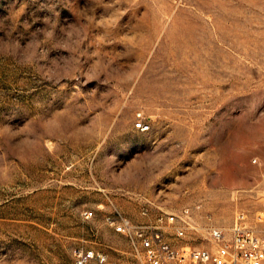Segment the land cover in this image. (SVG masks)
<instances>
[{
    "label": "rangeland",
    "instance_id": "obj_1",
    "mask_svg": "<svg viewBox=\"0 0 264 264\" xmlns=\"http://www.w3.org/2000/svg\"><path fill=\"white\" fill-rule=\"evenodd\" d=\"M263 206L264 0H0V264H149L108 215L190 208L182 251Z\"/></svg>",
    "mask_w": 264,
    "mask_h": 264
},
{
    "label": "built area",
    "instance_id": "obj_2",
    "mask_svg": "<svg viewBox=\"0 0 264 264\" xmlns=\"http://www.w3.org/2000/svg\"><path fill=\"white\" fill-rule=\"evenodd\" d=\"M135 127L141 130L149 128L141 113L137 115ZM85 215L92 217L93 211H87ZM189 215L190 208H185L180 215L166 213L146 225L133 224L122 215L119 218L108 215L106 220L115 230L140 243L149 264H170L173 260L192 264H264V206L254 222L246 211H239L229 233L221 227H211L213 245L190 246L188 250L180 251L165 238L164 223L173 224L177 235L183 236L188 228ZM74 257L76 264H122L117 259H111L107 252L93 248L79 247L75 249Z\"/></svg>",
    "mask_w": 264,
    "mask_h": 264
}]
</instances>
